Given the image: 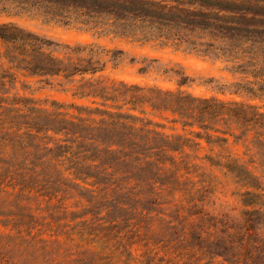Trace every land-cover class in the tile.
<instances>
[{
    "label": "trees",
    "instance_id": "obj_1",
    "mask_svg": "<svg viewBox=\"0 0 264 264\" xmlns=\"http://www.w3.org/2000/svg\"><path fill=\"white\" fill-rule=\"evenodd\" d=\"M20 12L250 66L244 87L264 94V0H0L1 14ZM0 40V264H264V112L109 83L123 51L98 43L13 23H0ZM17 73L62 81L84 103L11 96ZM214 171L235 179L241 215L199 205L193 178ZM77 196L80 214L66 205Z\"/></svg>",
    "mask_w": 264,
    "mask_h": 264
},
{
    "label": "rangeland",
    "instance_id": "obj_2",
    "mask_svg": "<svg viewBox=\"0 0 264 264\" xmlns=\"http://www.w3.org/2000/svg\"><path fill=\"white\" fill-rule=\"evenodd\" d=\"M0 23H13L20 28L58 44L77 45L98 43L102 47L117 51H123V55L116 66L111 62L103 73V78L111 82H125L141 86H157L164 90H181L196 97L217 98L226 102H240L251 104L264 112V94H256L246 91L247 83H254L256 79L248 70L252 67L245 66L240 70L235 69V64L223 57L203 56L189 50L177 49L171 46H161L155 43H136L131 40L117 37L113 34H99L78 23L65 25L50 17L37 12H20L13 14H1ZM0 49L4 44L0 40ZM261 60V59H260ZM264 67L263 61L259 62ZM187 76L186 84L180 86V77ZM16 86L11 91V96L16 94L22 97L35 99L40 104L50 105L52 102L70 104L72 102L84 103L73 96L72 87L62 81H52L46 84L43 79L32 78L24 73H17ZM241 85V86H240ZM168 127L167 122L160 120ZM173 133L171 129L166 130ZM230 150L243 154L244 148L235 146L230 138ZM218 151V149L216 150ZM206 152L202 153L205 155ZM261 175V172H258ZM216 178L194 177L197 183L196 190H201L197 197L205 200L199 205L215 215L228 214L241 215L243 206L236 195L240 189L235 179L230 175H224L214 171ZM209 191L205 194L203 190ZM80 202L84 206L87 203L79 196L66 201L69 212L80 214L84 207H76ZM92 216H87L90 220ZM3 231V229H2ZM146 249L142 243L134 246V253L138 256L144 254Z\"/></svg>",
    "mask_w": 264,
    "mask_h": 264
}]
</instances>
